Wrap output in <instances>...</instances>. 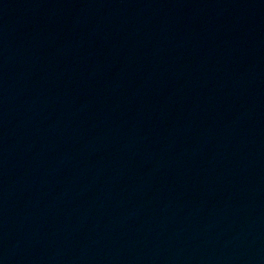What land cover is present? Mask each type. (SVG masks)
<instances>
[{"label":"water","instance_id":"95a60500","mask_svg":"<svg viewBox=\"0 0 264 264\" xmlns=\"http://www.w3.org/2000/svg\"><path fill=\"white\" fill-rule=\"evenodd\" d=\"M0 264H264V0H0Z\"/></svg>","mask_w":264,"mask_h":264}]
</instances>
